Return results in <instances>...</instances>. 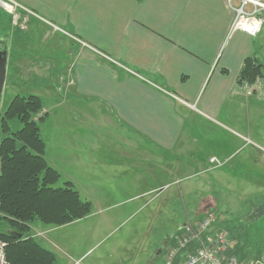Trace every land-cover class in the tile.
<instances>
[{"label": "crops", "instance_id": "1", "mask_svg": "<svg viewBox=\"0 0 264 264\" xmlns=\"http://www.w3.org/2000/svg\"><path fill=\"white\" fill-rule=\"evenodd\" d=\"M14 1L37 17L21 30L0 9L8 55L38 56L25 72L55 74L40 80L52 127L39 129L43 157L62 186L102 185L97 216L29 225L26 233L55 256L53 264L86 259L93 247L86 219L115 217L126 201H139L129 215L140 212L151 205L141 200L171 187L163 185L204 175L211 158L227 168L263 167L264 149L248 137L264 143V26L255 37L229 36L226 0ZM246 59L263 74L250 96L243 92L250 83H238Z\"/></svg>", "mask_w": 264, "mask_h": 264}, {"label": "rangeland", "instance_id": "2", "mask_svg": "<svg viewBox=\"0 0 264 264\" xmlns=\"http://www.w3.org/2000/svg\"><path fill=\"white\" fill-rule=\"evenodd\" d=\"M262 12L258 15L261 16ZM0 15L5 17L3 13ZM4 17L0 22V30H4ZM1 33L0 37H4ZM88 48L96 51L89 46ZM9 56L11 58L6 68L5 85L0 100V117L16 95H37L44 102L40 80L43 77L45 81H51L55 76L54 73H45L44 77L43 73L25 72V64L36 66L40 59L38 56ZM260 78L249 84L248 87L253 89L251 95L258 89ZM245 95L247 96L246 93ZM46 114L47 111L42 107L33 119L39 129L44 125V130H52L51 124L47 122L51 112L44 118ZM262 123L264 125V120L260 124ZM12 128L19 126L14 124ZM236 132L246 136L243 131ZM248 138L254 145L264 149V143L256 141L257 137ZM246 146L247 149H252V145ZM253 151L255 154L256 151ZM219 163L223 165L222 162ZM208 164L206 173L193 181L163 185L171 187L157 197L141 200L142 204L151 205L140 212L129 215L127 211L139 201H126V205L112 213L119 211L115 217H107L106 221L102 219L107 215L86 219L87 222L81 225L84 229H87L86 226L91 227L89 232L93 247L81 264H166L165 255L170 249H175L176 242L183 234L184 224H198L208 208L212 209L215 218L206 232L201 234V239L207 242L209 238L224 233L231 243L225 252L227 256L235 257L238 261L261 260L264 254V162L263 167L253 164L246 168L234 166V163L228 164V168L227 165L215 167L216 164H211L210 159ZM61 183L58 182L56 187H62ZM101 186L81 182L76 184L81 198L91 203V213L94 212L96 216L100 214L97 210L101 207H97V204L102 202L101 195H98ZM184 189L188 192L179 195L178 191ZM166 196L168 199H163ZM164 242L166 244L161 251ZM193 246L194 242L179 249L172 264L182 262L186 252Z\"/></svg>", "mask_w": 264, "mask_h": 264}, {"label": "trees", "instance_id": "3", "mask_svg": "<svg viewBox=\"0 0 264 264\" xmlns=\"http://www.w3.org/2000/svg\"><path fill=\"white\" fill-rule=\"evenodd\" d=\"M262 76L261 66L246 59L238 83ZM42 107L37 95H16L0 117V240L9 264H53L55 256L26 233L29 225L38 221L60 227L91 211L72 183L56 187L60 175L43 157L45 145L33 119ZM14 124L19 128L13 129Z\"/></svg>", "mask_w": 264, "mask_h": 264}, {"label": "built area", "instance_id": "4", "mask_svg": "<svg viewBox=\"0 0 264 264\" xmlns=\"http://www.w3.org/2000/svg\"><path fill=\"white\" fill-rule=\"evenodd\" d=\"M226 5L232 14L228 32L229 36L234 32H241L250 37H255L261 32L264 26V17L259 16L258 13L262 12L261 10H264V0H226ZM0 9L8 13L12 17L13 23L18 25L21 30L26 29L30 16L37 17L32 11L22 7L14 0H0ZM19 11L24 12V14L20 15L18 13ZM73 39L83 47H88L77 39ZM95 52L110 60L102 53ZM248 86L250 85L247 84V86L245 85L243 88L247 96L251 95V91L253 90ZM180 102L186 105L184 102ZM186 106L194 108L191 105ZM210 163L216 164L215 167L222 166V164H220L215 158H211ZM214 218V213L209 211L202 217L198 224L193 225L190 222L185 223L182 227L183 234L176 242L175 249H170L165 255L166 264H172L178 250L184 249L192 242H194L192 250H188L184 260L178 264H264L262 259L255 261H238L235 257L227 256L225 252L231 243L226 239L224 233H219L216 236L209 238L207 242L201 239V234L206 232L211 226ZM5 248V242L0 240V264H9L6 258Z\"/></svg>", "mask_w": 264, "mask_h": 264}, {"label": "water", "instance_id": "5", "mask_svg": "<svg viewBox=\"0 0 264 264\" xmlns=\"http://www.w3.org/2000/svg\"><path fill=\"white\" fill-rule=\"evenodd\" d=\"M5 75H6V54L0 53V100H1L2 93H3ZM16 237L20 238V235ZM262 260L264 261V255H263Z\"/></svg>", "mask_w": 264, "mask_h": 264}, {"label": "flooded vegetation", "instance_id": "6", "mask_svg": "<svg viewBox=\"0 0 264 264\" xmlns=\"http://www.w3.org/2000/svg\"><path fill=\"white\" fill-rule=\"evenodd\" d=\"M8 49H7V46H6V40H5V37L1 36L0 37V53H5L6 54V68L8 66V63L10 61V56L8 55ZM158 254H160V252L158 251Z\"/></svg>", "mask_w": 264, "mask_h": 264}]
</instances>
